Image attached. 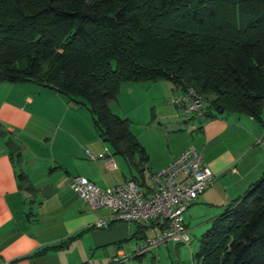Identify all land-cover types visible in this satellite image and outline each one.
<instances>
[{
	"label": "trees",
	"instance_id": "trees-1",
	"mask_svg": "<svg viewBox=\"0 0 264 264\" xmlns=\"http://www.w3.org/2000/svg\"><path fill=\"white\" fill-rule=\"evenodd\" d=\"M159 80L202 95L210 105L200 115L262 121L264 0H0V82H33L85 105L140 186L148 154L110 103L123 83ZM5 143L20 156L13 138ZM17 179L35 192L24 172ZM194 256L197 264H264V171L212 219Z\"/></svg>",
	"mask_w": 264,
	"mask_h": 264
},
{
	"label": "crops",
	"instance_id": "crops-1",
	"mask_svg": "<svg viewBox=\"0 0 264 264\" xmlns=\"http://www.w3.org/2000/svg\"><path fill=\"white\" fill-rule=\"evenodd\" d=\"M129 83L121 86L131 89ZM163 86L169 97L177 91L170 81ZM119 100L110 103L118 115L113 105L119 107ZM193 118L196 126L179 133L181 137L172 147L154 159L149 150L152 140L137 138L148 154V179L189 146L202 153V164L212 172L213 182L192 203L210 210L213 214L208 221H212L264 171V143L258 141L264 112L262 121L237 112ZM0 123L7 131L0 137V264H90L98 252L96 260L110 259L108 264H112L116 257L126 255L125 241L143 239L161 230L158 221H112L111 210L92 208L71 188V179L76 176L87 177L101 189L131 177L125 159L113 154L97 133L85 105L33 82H0ZM7 137L17 142L20 156L10 157ZM20 172L27 175L34 193L19 189ZM149 183L145 179V186ZM98 220L106 226L97 227ZM141 225H147L143 234L133 236ZM75 235L66 247L50 248ZM43 249L44 253L33 255Z\"/></svg>",
	"mask_w": 264,
	"mask_h": 264
},
{
	"label": "built area",
	"instance_id": "built-area-1",
	"mask_svg": "<svg viewBox=\"0 0 264 264\" xmlns=\"http://www.w3.org/2000/svg\"><path fill=\"white\" fill-rule=\"evenodd\" d=\"M176 89L170 97L171 104L185 117L200 115L205 105L204 97L192 88ZM258 141L264 143V127ZM149 182L142 187L128 179L113 187L101 189L87 177L76 176L71 179L70 186L92 208L111 210L112 221H158L162 225L160 231L136 243L133 257L146 254L160 245L190 241L183 213L212 184L213 174L202 164V153L194 146H189L167 166L151 173ZM96 226L105 227L106 224L98 220ZM126 259L128 257L122 254L115 258V262Z\"/></svg>",
	"mask_w": 264,
	"mask_h": 264
},
{
	"label": "rangeland",
	"instance_id": "rangeland-1",
	"mask_svg": "<svg viewBox=\"0 0 264 264\" xmlns=\"http://www.w3.org/2000/svg\"><path fill=\"white\" fill-rule=\"evenodd\" d=\"M165 81L129 83L128 85L131 89L127 90L124 89L123 85L121 86L122 92H119L120 95L118 94L119 96H117L120 99L119 107L118 105H113V110H116L119 116L128 119L131 131L139 139H143L145 142L149 138L152 140L149 145L152 159L161 152H166L170 149L174 140L176 141L177 137H181L179 133L191 130L197 124L196 119L185 117L171 104L170 97L166 95V90L163 86ZM132 85H135L134 88H132ZM207 105H210L209 102L204 106L207 107ZM177 126H180V128L176 129L175 127ZM150 163L149 165H151ZM144 172L145 179L148 181L149 168L147 167ZM212 214L210 210L192 203L183 213L185 222H188L190 237L188 243L175 244L172 242L167 247L165 245L159 246L141 258L133 259L131 258L133 250L136 243L141 239L125 241L123 246L126 244L124 248L127 249L126 256L128 259L120 264H151V261L154 264H197L194 254L198 250L201 235L211 224V220L208 221V219ZM101 251L100 249V253H102ZM98 256L99 252L93 260H89L90 264L110 263V259L96 260L95 258H98ZM112 264L117 263L113 262Z\"/></svg>",
	"mask_w": 264,
	"mask_h": 264
},
{
	"label": "water",
	"instance_id": "water-1",
	"mask_svg": "<svg viewBox=\"0 0 264 264\" xmlns=\"http://www.w3.org/2000/svg\"><path fill=\"white\" fill-rule=\"evenodd\" d=\"M220 112H223V110H220Z\"/></svg>",
	"mask_w": 264,
	"mask_h": 264
}]
</instances>
